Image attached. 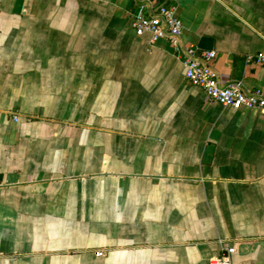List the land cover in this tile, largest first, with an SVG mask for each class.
I'll return each mask as SVG.
<instances>
[{"label":"crops","instance_id":"obj_1","mask_svg":"<svg viewBox=\"0 0 264 264\" xmlns=\"http://www.w3.org/2000/svg\"><path fill=\"white\" fill-rule=\"evenodd\" d=\"M163 0H0V264H264V111L133 28ZM183 48L264 92V0H176ZM102 252V254H99Z\"/></svg>","mask_w":264,"mask_h":264},{"label":"built area","instance_id":"obj_2","mask_svg":"<svg viewBox=\"0 0 264 264\" xmlns=\"http://www.w3.org/2000/svg\"><path fill=\"white\" fill-rule=\"evenodd\" d=\"M133 28L139 36L150 35L152 42L167 39L174 49L183 53L186 78L202 88L211 101L236 109L264 111L263 91H247L240 81L222 82L219 79L212 64L217 54L215 50L197 51L194 47L183 48L181 35L184 25L177 14L176 0H163L155 7L139 11L134 17ZM257 58L264 62V53H259ZM234 252V247H227L220 255L212 257L209 264H233Z\"/></svg>","mask_w":264,"mask_h":264}]
</instances>
